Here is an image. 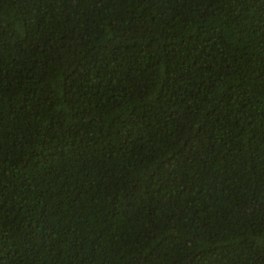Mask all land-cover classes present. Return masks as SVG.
I'll list each match as a JSON object with an SVG mask.
<instances>
[{
	"label": "trees",
	"instance_id": "16d2710c",
	"mask_svg": "<svg viewBox=\"0 0 264 264\" xmlns=\"http://www.w3.org/2000/svg\"><path fill=\"white\" fill-rule=\"evenodd\" d=\"M0 264H264V0H0Z\"/></svg>",
	"mask_w": 264,
	"mask_h": 264
}]
</instances>
